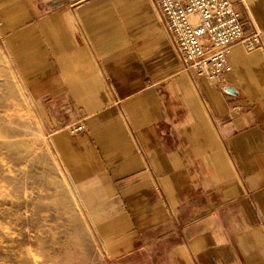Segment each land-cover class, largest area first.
Here are the masks:
<instances>
[{
	"label": "crops",
	"instance_id": "1",
	"mask_svg": "<svg viewBox=\"0 0 264 264\" xmlns=\"http://www.w3.org/2000/svg\"><path fill=\"white\" fill-rule=\"evenodd\" d=\"M231 1L261 43L232 44L210 81L182 69L154 0H0V54L101 264H264V0Z\"/></svg>",
	"mask_w": 264,
	"mask_h": 264
},
{
	"label": "rangeland",
	"instance_id": "2",
	"mask_svg": "<svg viewBox=\"0 0 264 264\" xmlns=\"http://www.w3.org/2000/svg\"><path fill=\"white\" fill-rule=\"evenodd\" d=\"M43 123L0 54V264H101Z\"/></svg>",
	"mask_w": 264,
	"mask_h": 264
},
{
	"label": "built area",
	"instance_id": "3",
	"mask_svg": "<svg viewBox=\"0 0 264 264\" xmlns=\"http://www.w3.org/2000/svg\"><path fill=\"white\" fill-rule=\"evenodd\" d=\"M167 41L178 54L182 69L210 81L231 70V45L246 49L261 43L255 28L246 33L245 22L231 0H154ZM236 112L240 107L235 106ZM71 133L85 130L83 120L67 126Z\"/></svg>",
	"mask_w": 264,
	"mask_h": 264
},
{
	"label": "water",
	"instance_id": "4",
	"mask_svg": "<svg viewBox=\"0 0 264 264\" xmlns=\"http://www.w3.org/2000/svg\"><path fill=\"white\" fill-rule=\"evenodd\" d=\"M227 91H228L229 93H233V94L236 93V90H235L234 88H231V87L228 88Z\"/></svg>",
	"mask_w": 264,
	"mask_h": 264
}]
</instances>
